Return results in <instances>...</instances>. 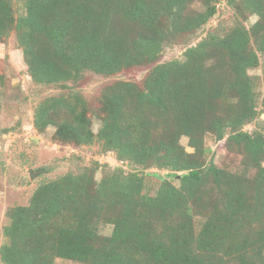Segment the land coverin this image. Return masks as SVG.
I'll use <instances>...</instances> for the list:
<instances>
[{
    "label": "trees",
    "instance_id": "1",
    "mask_svg": "<svg viewBox=\"0 0 264 264\" xmlns=\"http://www.w3.org/2000/svg\"><path fill=\"white\" fill-rule=\"evenodd\" d=\"M220 1L0 0V40L13 33L32 82L61 89L37 103L34 128L118 162L98 180L100 163L44 181L10 208L2 264H264V132L245 129L260 114L249 71L264 57V0H228L240 22L190 44ZM180 44L182 59L161 61ZM146 66L140 84L105 86L96 113L77 89L87 73ZM208 136L242 173L207 160ZM150 170L167 173L153 195Z\"/></svg>",
    "mask_w": 264,
    "mask_h": 264
},
{
    "label": "rangeland",
    "instance_id": "2",
    "mask_svg": "<svg viewBox=\"0 0 264 264\" xmlns=\"http://www.w3.org/2000/svg\"><path fill=\"white\" fill-rule=\"evenodd\" d=\"M16 12L20 13V5L14 1ZM219 10L203 30L189 43L194 44L207 33H224L236 23L240 22L236 10L228 4V0H221ZM196 9H201L199 4ZM240 17V16H239ZM241 20H243L240 17ZM257 17H249L241 21L249 28ZM185 45L166 47L162 53L161 61L182 59ZM150 66L125 70L113 77H103L87 73L79 83L77 89L87 99L93 112L99 107V97L105 86L114 81H129L141 83ZM258 93V118L246 130L252 132L260 129L264 132V57H260L258 68L250 70ZM0 247L5 242L3 228L9 224L7 211L14 206L27 205L36 187L47 180L54 179L68 172H78L84 167L101 165L96 172V179H100L106 171L118 166L114 155L100 152L98 144L76 148L71 145L57 143L53 139L54 127H48L39 132L33 126L34 108L42 99L61 92L57 87L39 86L32 82L27 72V66L23 60L22 49L15 41L13 33L0 40ZM100 122L93 117L92 129L97 132ZM181 143L188 153L194 149L188 147V139L183 138ZM206 146L211 149L207 160L220 167L242 173L241 157L227 151L222 143L216 142L213 137H206ZM41 170V173L30 176ZM243 173L246 171L243 170ZM146 177L147 189L154 194L166 172L150 170ZM252 175V174H249ZM170 179V178H168ZM111 228L102 229V233L109 235ZM58 264H76L73 262L58 260ZM0 264L1 261H0Z\"/></svg>",
    "mask_w": 264,
    "mask_h": 264
},
{
    "label": "water",
    "instance_id": "3",
    "mask_svg": "<svg viewBox=\"0 0 264 264\" xmlns=\"http://www.w3.org/2000/svg\"><path fill=\"white\" fill-rule=\"evenodd\" d=\"M40 173H41V170H37L36 173H34L33 171H30V176H31V178H33L34 175H38V174H40ZM177 178H179V176H178Z\"/></svg>",
    "mask_w": 264,
    "mask_h": 264
},
{
    "label": "built area",
    "instance_id": "4",
    "mask_svg": "<svg viewBox=\"0 0 264 264\" xmlns=\"http://www.w3.org/2000/svg\"><path fill=\"white\" fill-rule=\"evenodd\" d=\"M107 154H109V153H107ZM111 154V153H110Z\"/></svg>",
    "mask_w": 264,
    "mask_h": 264
}]
</instances>
